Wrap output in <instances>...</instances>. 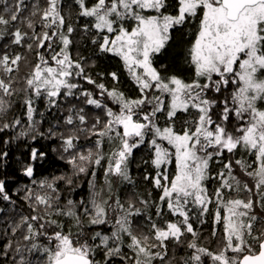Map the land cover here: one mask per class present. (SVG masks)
Returning <instances> with one entry per match:
<instances>
[{"label": "snow or ice", "instance_id": "obj_1", "mask_svg": "<svg viewBox=\"0 0 264 264\" xmlns=\"http://www.w3.org/2000/svg\"><path fill=\"white\" fill-rule=\"evenodd\" d=\"M0 5V118L23 93L34 141L45 135L37 100L49 111L80 101H69L67 134L59 121L47 132L59 137L71 174L32 179L33 163L46 155L32 148L23 169L30 185L10 195L0 179V201L15 204L16 195L30 210L3 230L11 238L0 246V264H264V0ZM185 28L191 76L165 75L155 59ZM78 37L119 60L135 98L118 87V72L107 74L112 87L88 74ZM20 124L5 120L0 132ZM81 136L90 147H77ZM137 150L147 153L139 178L131 169ZM81 176L90 177L87 198L65 197L61 185L71 194ZM140 183L151 190L137 191ZM210 210L213 228L202 243L192 221L203 224ZM180 248L190 251L177 256Z\"/></svg>", "mask_w": 264, "mask_h": 264}, {"label": "trees", "instance_id": "obj_2", "mask_svg": "<svg viewBox=\"0 0 264 264\" xmlns=\"http://www.w3.org/2000/svg\"><path fill=\"white\" fill-rule=\"evenodd\" d=\"M11 3V0H9ZM43 2V0H42ZM3 8V5H0V9ZM83 18L80 19L79 24H83ZM79 28V25H77ZM172 40L169 41L168 45L155 59V66L160 68L162 65L165 66L164 74L170 75L180 74V72L184 73V66H187L185 62V53L188 47V41L191 39L190 29L185 28L183 30H174L172 33ZM78 48L79 54L85 57V67L88 74L92 75L94 79L98 82L105 83L108 87L113 86V81L110 76L107 74L112 71L118 72L120 75V83L118 87L121 91H123L127 96L131 98H135L138 93L135 89V85L128 78L127 74L123 71L122 66L117 58H114L110 55L99 54L93 45L87 40H80L78 37ZM76 53L74 52V55ZM103 74L98 75V74ZM190 76L185 77V79ZM79 83L83 84L85 88L90 90H94L92 85L86 84L84 81H79ZM19 86V85H18ZM211 95V94H210ZM15 103L13 107L8 112L6 117L0 118V123H3L5 120L11 121L12 119L18 117L21 120V124L16 126L15 128H9L0 132V153L7 152V157L0 156V179H4L6 181V186L10 191V195L14 193L17 189L21 188L24 185H30V178L23 175L24 167L33 163L30 160V151L32 148L38 149L40 152L46 153V155L41 159L33 163L34 167V176L32 179L37 181L48 178L49 180L53 176H60L63 174H71V167L67 164L66 158L61 159V156L67 157V153H62L60 150L61 141L59 137L51 138L47 135L48 129L50 127H54L59 121V130L65 131L69 126H66L62 123L63 117L67 115V107L69 106V101L72 104H76L77 107L80 106V101H77L73 98H69L68 101L61 100L60 108H54L51 111L46 107V102L43 99L37 100L35 107L37 108V115L35 119L40 123L37 125V131L42 132L44 136H37V138L33 141L32 136L35 135V132L28 130V122L26 120L25 109L23 107V99L24 94L21 93L19 96L12 98ZM82 99V98H81ZM110 106L111 103L109 102ZM87 111L94 112L98 111L92 109L90 106L87 108ZM39 113H43V116H40ZM163 123V120H161ZM21 130H28L29 134L27 136H19V132ZM7 141V143H5ZM84 146H91V143L84 139L81 136L78 148ZM55 149V151H54ZM147 153L143 150H137L135 152L134 161L132 165L134 168H137L136 164L139 165V162L142 157L146 158ZM134 177L139 178V174L137 175L134 172ZM86 176H81L78 180V186L75 191H72L71 194L67 191L64 185H61V191L65 197L72 198L74 200H79L81 197L87 198L90 188L87 190H82L79 186V183L83 181ZM97 178L102 182V170H97ZM213 186H215L214 182L209 183V189L212 190ZM151 190V186L147 187L140 183L138 185L137 191L145 193ZM22 195V193H21ZM158 195L157 192L153 191V196ZM12 199L16 201L15 204H9L8 202L3 201L4 206L1 207L3 212H0V246L6 243L7 239L11 238V230L8 229L9 235L7 237L3 236V230L7 228L9 222L14 223L17 221L21 214H28L30 211L27 205L24 203L20 197L16 195H12ZM214 207V206H210ZM204 223L198 224L195 220H193L194 228L201 234L202 243H207L204 239L208 237L212 231V223H213V213L210 210L208 215L203 217ZM218 233H222V225L216 226ZM19 235V234H18ZM191 239V237H187ZM215 244L212 245L215 248ZM177 256H184L185 252L187 254L190 250L186 248L175 249ZM171 254V250H170Z\"/></svg>", "mask_w": 264, "mask_h": 264}, {"label": "bare ground", "instance_id": "obj_3", "mask_svg": "<svg viewBox=\"0 0 264 264\" xmlns=\"http://www.w3.org/2000/svg\"><path fill=\"white\" fill-rule=\"evenodd\" d=\"M183 71H184V73L180 72V74H175V75H179L182 78H185L187 76H191V70H190V68H189L188 65L187 66H184ZM170 74H173V73H170ZM64 157H65V155H64ZM134 162L136 163L137 161H134ZM136 166H137V168H134L133 165H131L132 173L134 174V172H135L137 175L139 174V176H140L141 169L138 168V164H136ZM89 179H90V177H86L83 181H81L79 183V186L82 188V190L89 189V184H88V180ZM97 179H98V182H100V179L99 178H97ZM3 206H4L3 201H0V208L3 207ZM184 252H185V255H187V252L185 250H184Z\"/></svg>", "mask_w": 264, "mask_h": 264}, {"label": "rangeland", "instance_id": "obj_4", "mask_svg": "<svg viewBox=\"0 0 264 264\" xmlns=\"http://www.w3.org/2000/svg\"><path fill=\"white\" fill-rule=\"evenodd\" d=\"M216 226H217V225H216ZM216 226H215V227H216ZM212 227H213V223H212Z\"/></svg>", "mask_w": 264, "mask_h": 264}]
</instances>
